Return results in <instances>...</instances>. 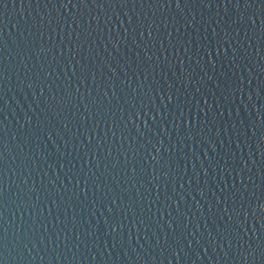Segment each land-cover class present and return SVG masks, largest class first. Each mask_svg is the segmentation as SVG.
<instances>
[{
  "label": "water",
  "instance_id": "95a60500",
  "mask_svg": "<svg viewBox=\"0 0 264 264\" xmlns=\"http://www.w3.org/2000/svg\"><path fill=\"white\" fill-rule=\"evenodd\" d=\"M264 0H0V264H264Z\"/></svg>",
  "mask_w": 264,
  "mask_h": 264
},
{
  "label": "snow or ice",
  "instance_id": "6c2138e0",
  "mask_svg": "<svg viewBox=\"0 0 264 264\" xmlns=\"http://www.w3.org/2000/svg\"><path fill=\"white\" fill-rule=\"evenodd\" d=\"M260 206H261V211H264V200H261Z\"/></svg>",
  "mask_w": 264,
  "mask_h": 264
}]
</instances>
